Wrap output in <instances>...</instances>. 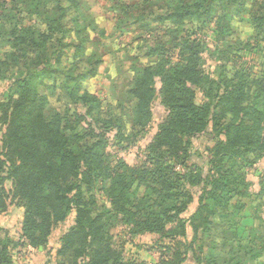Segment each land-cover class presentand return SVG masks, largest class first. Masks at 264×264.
Segmentation results:
<instances>
[{
	"label": "trees",
	"instance_id": "1",
	"mask_svg": "<svg viewBox=\"0 0 264 264\" xmlns=\"http://www.w3.org/2000/svg\"><path fill=\"white\" fill-rule=\"evenodd\" d=\"M80 6L78 0L0 1V26L7 30L0 37L4 41L8 35L0 48V81L8 73L18 75L0 101L5 128L0 214L11 205H23L22 237L39 248L74 213V225L60 239L57 264H146L124 261L123 252L112 246L110 230L121 225L132 237L158 236L167 256L160 264H184L191 257L196 264H264V233L246 246L230 249L222 244L225 257L214 248L207 259L198 254L217 217L226 223L231 209H241L225 198L244 186L241 171L264 158V69L253 72L241 62L244 50L253 51L264 42V0L115 3L114 32L124 35L126 28L133 33L148 20L171 22L173 30L164 36L166 41L158 38L132 49L131 78L120 94L103 100L88 85L104 63L102 56L83 54L78 69L79 46L73 65L54 60L78 25ZM242 13L252 26L249 43H227L230 53L222 52L227 58L212 72L207 70L210 48L192 36L214 22L226 39ZM27 15L33 23L24 22ZM100 30L104 36L106 30ZM125 49L130 53L129 46ZM142 49L146 52L137 54ZM57 89L75 108L65 104L49 110ZM157 92L167 115L146 147L145 159L137 165L114 159L107 152L106 133L114 132L116 146L123 149L136 144L153 121ZM202 136L213 143L205 150L207 160L193 147V139ZM7 180L12 182L10 191L4 186ZM195 196L197 209L187 217ZM2 229L0 264H13Z\"/></svg>",
	"mask_w": 264,
	"mask_h": 264
},
{
	"label": "rangeland",
	"instance_id": "2",
	"mask_svg": "<svg viewBox=\"0 0 264 264\" xmlns=\"http://www.w3.org/2000/svg\"><path fill=\"white\" fill-rule=\"evenodd\" d=\"M2 1V0H0ZM138 0H78L80 2V9L82 14L77 17L79 20L78 25L72 29L65 38V46L61 50L60 54L56 58H61L62 62L66 66L73 65V57L76 55L77 48L81 46L82 51H79V55L76 57L79 67L81 65V58L83 54L89 52H97L103 57L104 63H102L97 70L96 76L93 77L88 85L90 90L97 93L100 98H114L116 94H120L122 88L130 78L129 66L131 61L129 60L131 50H137V46H143L148 41L150 44L154 39L163 38L168 34V31L172 29L171 22L164 24H157L155 21H147L144 27L140 25L136 26L134 32L122 31L114 32V21L117 8H114L115 3L126 2L127 4H133ZM51 6H48L50 9ZM178 10V9H176ZM55 11V10H54ZM218 15H222L223 11L218 10ZM52 18H56L54 12H50ZM24 22L33 23L32 17L25 16ZM248 14H239L235 17L231 23V35L226 39L219 36L218 26L214 22L202 27L192 37L201 39L210 48V51L205 55L207 59V70L213 71L219 60H225L227 58L223 51L230 53L226 49V44L229 46L238 44L241 42H248L252 37L253 31L251 23L248 19ZM98 25H94V24ZM89 26V27H88ZM100 28H104L106 33L104 36L101 34ZM142 28V29H141ZM176 30V27H174ZM173 30V29H172ZM7 30L0 26V36L6 34ZM184 34H181L183 36ZM8 38V35L6 36ZM6 38L0 37V48H3L6 44ZM166 41L165 37L162 41ZM160 42V41H159ZM249 43V42H248ZM123 47L121 48V46ZM125 46H129L130 53H126ZM146 50L142 49L137 54H144ZM136 53H132L135 55ZM241 62L251 66L253 72H260L264 69V42L255 50H244L241 54ZM176 60V58H175ZM87 69L90 70L89 63L86 64ZM124 73L123 78L118 74ZM79 70L75 71V74H79ZM13 75L8 73L6 77H2L0 81V101L11 92V84ZM160 88V85H159ZM60 90V89H59ZM52 91V90H51ZM61 91V90H60ZM60 91H53L54 95L51 99L49 110H54L60 107V105H69L75 108V105L71 100L67 98H60ZM57 100H60L57 102ZM61 103V104H60ZM79 110L86 112V109ZM166 109L162 104L160 93L157 92V97L153 105V121L150 127L144 132L136 144L129 146V148H121L116 146L114 140L115 133L105 132L109 140L107 152L114 156V159L121 160L128 165H137L141 160L145 159V149L156 135L159 124L162 123L166 117ZM91 121V118H88ZM5 128L0 124V141H2ZM213 143L208 141L207 137H200L193 139V147L202 153L203 158L207 160L208 153H205L207 147H211ZM231 164V163H230ZM232 165V164H231ZM237 165L235 170H237ZM180 169V168H179ZM241 173H245V184L241 187L234 196H225L226 199H231L230 205H236L241 209H231V219L228 221H222L218 216L215 225L211 228V232L207 234L203 240V252L198 253L203 258L207 259V256L211 255V249L221 250L220 257L223 255V245L227 244L229 248L234 249L238 244L246 246L250 239L257 238L264 233V158L256 164L253 168H246ZM239 176L242 177V174ZM6 176V174H4ZM243 184V183H242ZM7 191L12 190V182L7 180L4 184ZM197 197L195 196V202L190 205L187 217L190 216L197 209ZM216 208V207H215ZM24 206L11 205L8 210V214L1 215L3 217L2 223V239L7 238L8 248L11 253L13 264H57V251L61 247V237L74 225L75 214L69 216L65 223L60 224L52 233L49 242L46 246L39 248H33L29 245V242L24 239L23 236V220H24ZM225 223V224H223ZM112 238V246L118 251L123 252L124 261H138L146 264H158L165 256L162 250L159 248L160 238L153 234H142L132 237L128 234V229L124 226H113L109 233ZM225 240V241H224ZM163 242V241H161ZM259 243V241H258ZM164 260H167V256ZM224 260V259H223ZM242 260L244 258L242 257ZM223 263V261H222ZM160 264V263H159ZM184 264H196L192 257L189 258Z\"/></svg>",
	"mask_w": 264,
	"mask_h": 264
},
{
	"label": "crops",
	"instance_id": "3",
	"mask_svg": "<svg viewBox=\"0 0 264 264\" xmlns=\"http://www.w3.org/2000/svg\"><path fill=\"white\" fill-rule=\"evenodd\" d=\"M4 214H8V212H7V213H2V214H0V227H2V228H3V224H4V223H2V219H3V217H2L1 215H4Z\"/></svg>",
	"mask_w": 264,
	"mask_h": 264
}]
</instances>
